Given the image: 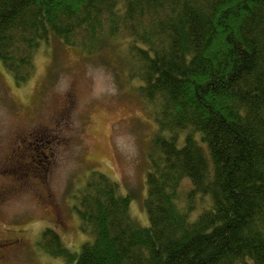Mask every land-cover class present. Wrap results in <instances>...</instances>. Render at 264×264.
<instances>
[{"label": "trees", "instance_id": "1", "mask_svg": "<svg viewBox=\"0 0 264 264\" xmlns=\"http://www.w3.org/2000/svg\"><path fill=\"white\" fill-rule=\"evenodd\" d=\"M50 34L87 54L126 39L117 68L158 130L148 224L94 170L77 192L89 237L72 251L46 227L43 250L65 264H264V0H0V60L16 85Z\"/></svg>", "mask_w": 264, "mask_h": 264}, {"label": "rangeland", "instance_id": "2", "mask_svg": "<svg viewBox=\"0 0 264 264\" xmlns=\"http://www.w3.org/2000/svg\"><path fill=\"white\" fill-rule=\"evenodd\" d=\"M114 42L87 54L50 34L22 85L0 60V264H65L40 236L50 227L72 251L89 237L77 192L94 170L129 191L130 214L148 224L147 152L158 128L137 81L117 68L126 39Z\"/></svg>", "mask_w": 264, "mask_h": 264}]
</instances>
